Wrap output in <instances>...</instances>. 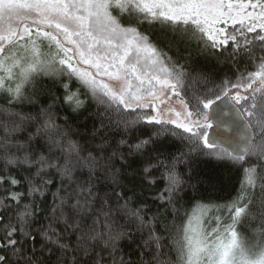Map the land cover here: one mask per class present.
Wrapping results in <instances>:
<instances>
[{
	"label": "snow or ice",
	"instance_id": "snow-or-ice-1",
	"mask_svg": "<svg viewBox=\"0 0 264 264\" xmlns=\"http://www.w3.org/2000/svg\"><path fill=\"white\" fill-rule=\"evenodd\" d=\"M0 264H264V0H0Z\"/></svg>",
	"mask_w": 264,
	"mask_h": 264
},
{
	"label": "trees",
	"instance_id": "trees-1",
	"mask_svg": "<svg viewBox=\"0 0 264 264\" xmlns=\"http://www.w3.org/2000/svg\"><path fill=\"white\" fill-rule=\"evenodd\" d=\"M43 99V97H42ZM224 177V183H223V187L221 190H217L214 192H211V194L209 195L208 193H205L206 198H210L213 201H216L217 198H230L231 195H234L235 192V188L238 187V180L236 177V174L234 172L229 173L225 170H223L222 168L219 169ZM159 187H163L162 184H159L157 186V188ZM20 191H23L24 189H18ZM51 191H55V188L52 187ZM188 193L189 195H191V189H188ZM121 246L124 248V252L126 254L127 257V253H129V249L127 248V240H122L121 242ZM133 248H135V245H133Z\"/></svg>",
	"mask_w": 264,
	"mask_h": 264
},
{
	"label": "water",
	"instance_id": "water-1",
	"mask_svg": "<svg viewBox=\"0 0 264 264\" xmlns=\"http://www.w3.org/2000/svg\"><path fill=\"white\" fill-rule=\"evenodd\" d=\"M212 129H209V132L211 133Z\"/></svg>",
	"mask_w": 264,
	"mask_h": 264
}]
</instances>
